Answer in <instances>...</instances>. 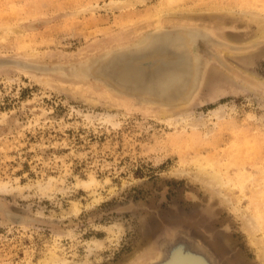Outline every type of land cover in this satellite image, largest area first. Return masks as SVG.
Instances as JSON below:
<instances>
[{
	"label": "rangeland",
	"instance_id": "374dc122",
	"mask_svg": "<svg viewBox=\"0 0 264 264\" xmlns=\"http://www.w3.org/2000/svg\"><path fill=\"white\" fill-rule=\"evenodd\" d=\"M263 5L0 0V264H156L179 236L264 264ZM177 32L201 62L184 102L94 75Z\"/></svg>",
	"mask_w": 264,
	"mask_h": 264
},
{
	"label": "bare ground",
	"instance_id": "6f19581e",
	"mask_svg": "<svg viewBox=\"0 0 264 264\" xmlns=\"http://www.w3.org/2000/svg\"><path fill=\"white\" fill-rule=\"evenodd\" d=\"M157 19L158 20H156L155 26H159V24H161V22H159L160 21L159 16L157 17ZM171 23H173V22H171ZM195 24H196V21H195ZM262 26H263L262 28H264V21L262 23ZM260 37H262V36H260ZM175 41L178 42V47L179 46H181V47L185 46L186 48L187 47L189 48L193 44L192 42H194L193 34L188 33V34H184V36H181V35L179 36L177 34ZM175 41L167 40L165 38V34L157 35V36H153V37H149V38L146 37V38L141 40V42H140L141 44L138 45V47L135 50L130 49V50H128V52H126L122 55L109 54V56L106 59L105 65L104 64L102 66L97 65L93 69L94 72L92 70L90 72L91 73L93 72L94 75L101 76L103 79H105V81L107 82V84L109 86H113L115 84L117 87L121 88L120 90H123L126 94H128V96L131 95V98L134 97L136 99V101L142 100L143 102H147L148 104L152 103L154 105H157V104H159V102H162V101L164 103H166L165 101H167V100L170 101L173 99H179V100H181L180 102H184L186 100L185 98L187 95H185L183 93V91L185 90V88H188L191 85L193 86V84H195L196 77H195L194 72H195V69L200 65L201 62H200V59L198 56H194L193 58H191L187 53H186V55H187L186 56L184 53H182L180 51L178 52L177 50L172 54L169 53L168 49L171 46L175 47V44H176ZM130 48H131V46H130ZM117 50H118V48H117ZM222 53H223V51H222ZM229 55H230V53H229ZM88 56H90V55H88ZM88 67H89V65L86 66L85 68H83V72L86 74L88 72L87 71ZM216 71H217V69H216ZM109 81L111 83H109ZM60 84H62V83H60ZM104 84H106V83H104ZM183 95H185V96H183ZM143 105H144V103H143ZM192 106H193V104H192ZM186 117H187V115H184L183 117L179 116L180 119L186 118ZM190 119L191 118H189L188 120H190ZM177 120H178V118H177ZM188 122H190V124H191V120ZM180 131H182V130H180ZM194 132H196V131L194 130ZM240 158H241V156H240ZM240 161H242V160H240ZM200 163H202V162H200ZM238 169H240V168H238ZM205 179L208 182L214 181V178L211 177V175H206ZM76 210H78V209H76ZM11 218H12V215H11ZM11 225H13V224H11ZM254 229H256V228L254 227ZM94 247H93V249H96ZM98 248H99V246H98ZM90 250H88V251H90ZM99 250H100V248H99ZM53 260H54L53 258H50L47 261V264H54L55 262H53ZM67 264H68V262H67ZM87 264H89V263H87Z\"/></svg>",
	"mask_w": 264,
	"mask_h": 264
},
{
	"label": "water",
	"instance_id": "95a60500",
	"mask_svg": "<svg viewBox=\"0 0 264 264\" xmlns=\"http://www.w3.org/2000/svg\"><path fill=\"white\" fill-rule=\"evenodd\" d=\"M188 33H190V32H186V33L177 32L174 35H166L165 34V38L167 40L175 41L177 34L179 36L180 35L184 36V34H188ZM196 35L197 34H193V40L194 41H195ZM150 37H153V36H150ZM175 42H176L175 47H173V46L169 47L168 52L172 54L177 50L178 52L180 51L186 55V52H187L186 49H188V47L187 48L185 46L184 47H181V46L178 47V42L177 41H175ZM192 43H194V42H192ZM124 53H126V52L118 53L115 55H122ZM105 62H106V59L103 61L102 64H100V66H102L103 64L105 65L106 64ZM194 74L196 77L197 68L195 69ZM191 86L188 88H185V90L183 91V93L185 95L188 94V91L192 88ZM185 95H183V96H185ZM175 100L176 99H173L170 101L167 100L165 102L171 103ZM159 250H160L162 256H161V260L159 262H157L156 264H216L215 259L211 257L209 252H207L203 249L195 248L194 246H192L190 244V241L188 240V238L186 236H179L178 238H175L171 243H169L165 246H161L159 248Z\"/></svg>",
	"mask_w": 264,
	"mask_h": 264
}]
</instances>
